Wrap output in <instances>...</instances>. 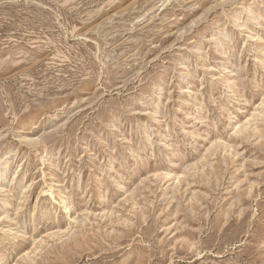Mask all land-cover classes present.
Listing matches in <instances>:
<instances>
[{
    "label": "rangeland",
    "instance_id": "rangeland-1",
    "mask_svg": "<svg viewBox=\"0 0 264 264\" xmlns=\"http://www.w3.org/2000/svg\"><path fill=\"white\" fill-rule=\"evenodd\" d=\"M2 164L0 264H264V0H0Z\"/></svg>",
    "mask_w": 264,
    "mask_h": 264
},
{
    "label": "bare ground",
    "instance_id": "bare-ground-1",
    "mask_svg": "<svg viewBox=\"0 0 264 264\" xmlns=\"http://www.w3.org/2000/svg\"><path fill=\"white\" fill-rule=\"evenodd\" d=\"M248 13V12H247ZM254 15V14H253ZM254 19V18H253ZM253 23V22H252ZM226 34V33H225ZM227 37V36H226ZM154 99V98H153ZM153 99H152V101H153ZM151 101V102H152ZM159 108V107H158ZM159 112V111H158ZM49 116V115H48ZM134 152V151H133ZM131 153V152H130ZM133 154V153H132ZM131 154V155H132ZM112 166V165H111ZM6 169H7V165H4V164H2V165H0V178H2V177H4V175H5V172H6ZM9 169V168H8ZM118 183V182H117ZM0 188H1V186H0ZM62 198V197H61ZM21 200V199H20ZM55 200H58L59 202L61 201V202H63L64 200L62 199H55ZM67 204V203H66ZM70 205V204H69ZM66 207V206H65ZM18 233V232H17Z\"/></svg>",
    "mask_w": 264,
    "mask_h": 264
}]
</instances>
